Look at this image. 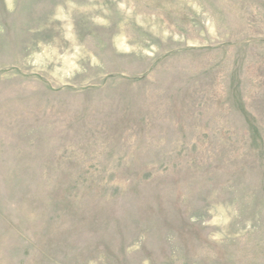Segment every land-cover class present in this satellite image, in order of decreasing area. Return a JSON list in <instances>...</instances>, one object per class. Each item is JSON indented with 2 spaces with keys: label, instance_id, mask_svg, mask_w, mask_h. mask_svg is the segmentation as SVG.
<instances>
[{
  "label": "rangeland",
  "instance_id": "obj_1",
  "mask_svg": "<svg viewBox=\"0 0 264 264\" xmlns=\"http://www.w3.org/2000/svg\"><path fill=\"white\" fill-rule=\"evenodd\" d=\"M0 264H264V0H0Z\"/></svg>",
  "mask_w": 264,
  "mask_h": 264
}]
</instances>
